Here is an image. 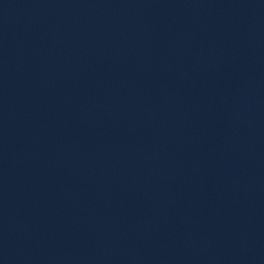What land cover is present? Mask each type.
Wrapping results in <instances>:
<instances>
[{"label":"water","instance_id":"95a60500","mask_svg":"<svg viewBox=\"0 0 264 264\" xmlns=\"http://www.w3.org/2000/svg\"><path fill=\"white\" fill-rule=\"evenodd\" d=\"M0 264H264V0H0Z\"/></svg>","mask_w":264,"mask_h":264}]
</instances>
